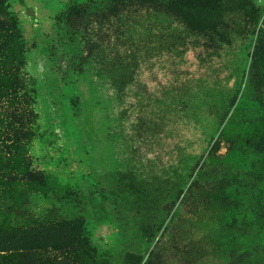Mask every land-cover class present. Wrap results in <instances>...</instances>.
Wrapping results in <instances>:
<instances>
[{
	"label": "rangeland",
	"instance_id": "374dc122",
	"mask_svg": "<svg viewBox=\"0 0 264 264\" xmlns=\"http://www.w3.org/2000/svg\"><path fill=\"white\" fill-rule=\"evenodd\" d=\"M8 18L0 264H264V0H0Z\"/></svg>",
	"mask_w": 264,
	"mask_h": 264
},
{
	"label": "trees",
	"instance_id": "16d2710c",
	"mask_svg": "<svg viewBox=\"0 0 264 264\" xmlns=\"http://www.w3.org/2000/svg\"><path fill=\"white\" fill-rule=\"evenodd\" d=\"M17 24L16 22L8 18L6 21H0V45L2 48V61L0 67V82H4L6 85H12L14 81L20 80L18 77L19 68L15 65V52H16V39L17 37ZM23 64V61H20ZM24 95H28L25 91Z\"/></svg>",
	"mask_w": 264,
	"mask_h": 264
}]
</instances>
